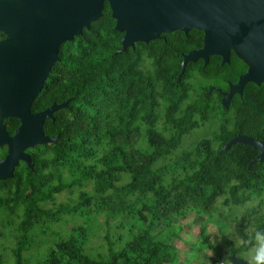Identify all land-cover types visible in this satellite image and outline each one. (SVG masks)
Wrapping results in <instances>:
<instances>
[{
  "label": "trees",
  "instance_id": "trees-1",
  "mask_svg": "<svg viewBox=\"0 0 264 264\" xmlns=\"http://www.w3.org/2000/svg\"><path fill=\"white\" fill-rule=\"evenodd\" d=\"M114 27L105 5L88 30L61 45L32 105L39 111L68 100L43 124L56 142L29 151L32 169L19 166L0 180V226L15 231L13 264H178L174 244L187 215L204 219L198 251L221 255L220 240L225 255L240 259L245 249L234 238L250 225L264 228V161L250 164L257 151L249 146L223 147L237 135L264 139V84H247L225 109L216 92L205 93L237 82L245 66L235 56L226 65L214 56L188 63L180 76L182 56L202 46V32L176 31L116 53L123 34ZM212 121L211 136L182 147ZM16 124L9 120L7 130ZM63 192L66 202L56 204ZM99 215L127 221L126 236L117 248L105 237L106 252L89 254ZM65 217L73 221L67 236L57 234L38 259L25 257L35 230L46 234Z\"/></svg>",
  "mask_w": 264,
  "mask_h": 264
},
{
  "label": "water",
  "instance_id": "water-1",
  "mask_svg": "<svg viewBox=\"0 0 264 264\" xmlns=\"http://www.w3.org/2000/svg\"><path fill=\"white\" fill-rule=\"evenodd\" d=\"M66 0H0V7L45 6L51 10H0V30L8 40L0 44V147L7 154L0 161V180L13 177L19 161L32 169L25 150L37 145L55 143L47 137L43 122L65 109L68 100L52 104L33 114L31 105L40 94L47 76L59 61L61 45L73 41L88 30L102 15L103 3L109 4L115 30L122 33L121 48L134 49L136 43L149 44L180 31L203 33L202 48L182 57L180 76L188 63L198 59L207 63L209 57H221V65L229 62L230 52L247 66L238 82L223 95L222 106L227 109L232 96H241L244 86L264 84V0H81V10H65ZM18 119L20 126L10 137L1 121ZM235 144L251 147L259 154L250 164L264 161V141L245 135L229 140L223 150ZM230 264H244L231 253ZM224 261V260H222Z\"/></svg>",
  "mask_w": 264,
  "mask_h": 264
},
{
  "label": "rangeland",
  "instance_id": "rangeland-1",
  "mask_svg": "<svg viewBox=\"0 0 264 264\" xmlns=\"http://www.w3.org/2000/svg\"><path fill=\"white\" fill-rule=\"evenodd\" d=\"M217 129V122H210L201 127L199 130H196L189 136L183 144V148L190 147L196 141H199L201 138L206 136H211L213 132ZM163 164V163H161ZM76 194H74V197ZM68 198V195L63 192L56 197V204L65 203ZM92 225V233L90 241L87 245L88 253L95 254L97 252L104 253L106 252L107 242L105 237H108L110 240L115 242V246H118V239L122 236H126V229L123 230L121 227H126L127 221L123 222L122 219H109L107 220L103 216L99 215L95 217ZM180 223L183 226V231L180 234V240L176 241L174 246L177 249L179 255L178 264H230L226 261L228 255V249L223 243V241L218 240L216 242V248L219 250L221 255L214 254L213 252H205L204 250L198 251L199 245H197V235L199 231V226L204 222V219L201 217H196L194 215H187L181 218ZM5 222L2 215H0V224ZM73 221L69 217H65L61 222L52 224L50 229L43 234L41 229H36L37 236L33 246L25 253V257H29L31 261L39 258V255L43 254L46 249L53 244L57 239V234L62 237L67 236V230L71 227ZM76 222H80L77 220ZM177 222V221H176ZM17 224V220L15 219ZM15 224V225H16ZM3 232V227L0 226V256L3 264H13L11 248L15 245L14 238L10 235L15 234L13 229H7ZM211 234L215 232V227L213 230L209 231ZM244 254L240 255V259L243 260ZM224 260V262L222 261ZM244 261V260H243Z\"/></svg>",
  "mask_w": 264,
  "mask_h": 264
},
{
  "label": "flooded vegetation",
  "instance_id": "flooded-vegetation-1",
  "mask_svg": "<svg viewBox=\"0 0 264 264\" xmlns=\"http://www.w3.org/2000/svg\"><path fill=\"white\" fill-rule=\"evenodd\" d=\"M43 3H45L46 5L45 6H40V5H35V6H33V7H22L21 5H19V6H15V7H8V6H5V7H0V10H15V14H16V16H17V18L18 19H20V11L21 10H51V8H50V6H49V4L47 3V2H42V4ZM65 4H66V6H65V10H81V0H66L65 1ZM105 5H107V7H108V10H110V8H109V4L105 1L104 3H103V9L102 10H104L105 9ZM165 35H161V39H164L165 37H164ZM6 40H8V35L6 34V33H4L3 31H1L0 30V44L1 43H3V42H5ZM202 44H203V41H202ZM147 45V44H146ZM202 48V46L200 47V48H197V49H194V50H190L189 52H191V51H198V50H200ZM188 52V53H189ZM1 53V52H0ZM232 56H235L236 57V55L233 53V52H230V55H229V62L228 63H226V64H231V58H232ZM183 57V56H182ZM211 57H213V56H211ZM211 57H209V59L211 58ZM214 57H218L219 58V61H220V65H221V57H219V56H214ZM237 58V57H236ZM209 59H208V61H209ZM238 59V58H237ZM239 60V59H238ZM203 62L204 64H207L208 63V61H207V63H205L204 62V60H202V59H198L196 62ZM240 61V60H239ZM196 62H194V63H196ZM241 63H243L242 61H240ZM225 64V65H226ZM244 64V63H243ZM244 66H245V70L243 71V72H241L239 75H238V79H239V77L241 76V75H243V74H245L246 72H247V66L244 64ZM51 71V70H50ZM49 74H50V72H49ZM49 74H48V76H49ZM48 76H47V78H48ZM198 78H200V77H198ZM237 82H238V80H237ZM237 82H235V83H229L228 84V87H227V89L226 90H222V89H220V88H218L217 86H209L208 87V90L206 91V93H205V96H208V95H211L212 94V92H216L219 96H220V99H219V101H220V103H221V101H222V98H223V95L225 94V93H227L228 92V90H229V86H233V85H235ZM249 84V83H248ZM247 85V84H246ZM245 85V86H246ZM245 86H244V88H245ZM244 88H243V90H244ZM243 90H242V92H243ZM236 95H238V96H240L239 94H237V93H235L233 96H232V98H231V100H230V102H229V105H230V103H231V101H232V99L234 98V96H236ZM242 95V94H241ZM204 96V97H205ZM35 101V100H34ZM34 103V102H33ZM33 103H32V105H33ZM32 105H31V108H30V111H31V113H33V114H36V113H39V112H41V111H43V110H45V109H43V110H39V111H32ZM221 105H222V103H221ZM229 107V106H228ZM228 109V108H227ZM54 115V114H53ZM9 120H16L17 121V124H16V126H15V128L13 129V132L11 133V132H9L8 130H7V123H8V121ZM48 121H53V119H47ZM47 120H45V121H47ZM44 121V122H45ZM44 122H43V124H44ZM1 123H2V125L4 126V128H5V130H6V132H7V134L10 136V137H12L13 135H14V132H15V130L20 126V122H19V120L18 119H12V118H9V119H4V120H2L1 121ZM43 127V126H42ZM43 132H44V130H43ZM44 135L45 136H47V137H51V136H48V135H46L45 134V132H44ZM257 141H264V139L263 140H257ZM35 147H33V148H30V149H27V150H25V153L29 156V160H30V163H31V165H32V159H31V154H30V150H32V149H34ZM6 154H7V146H2V147H0V161L1 160H3L4 159V157L6 156ZM259 154V152H257V155ZM22 165H24V166H26V167H28L27 166V164L26 163H24V162H22V161H19L18 162V164H17V166L15 167V169L17 168V167H19V166H22ZM29 168V167H28ZM15 169H14V171H15ZM14 173V172H13Z\"/></svg>",
  "mask_w": 264,
  "mask_h": 264
},
{
  "label": "clouds",
  "instance_id": "clouds-1",
  "mask_svg": "<svg viewBox=\"0 0 264 264\" xmlns=\"http://www.w3.org/2000/svg\"><path fill=\"white\" fill-rule=\"evenodd\" d=\"M245 249L244 264H264V228L250 225L243 236L233 241Z\"/></svg>",
  "mask_w": 264,
  "mask_h": 264
},
{
  "label": "built area",
  "instance_id": "built-area-1",
  "mask_svg": "<svg viewBox=\"0 0 264 264\" xmlns=\"http://www.w3.org/2000/svg\"><path fill=\"white\" fill-rule=\"evenodd\" d=\"M221 264H223V263H221Z\"/></svg>",
  "mask_w": 264,
  "mask_h": 264
}]
</instances>
